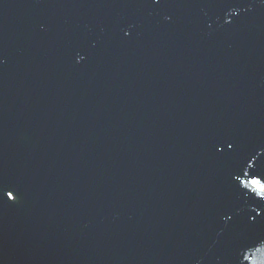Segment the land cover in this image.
Wrapping results in <instances>:
<instances>
[{"label": "water", "instance_id": "1", "mask_svg": "<svg viewBox=\"0 0 264 264\" xmlns=\"http://www.w3.org/2000/svg\"><path fill=\"white\" fill-rule=\"evenodd\" d=\"M252 179L264 0H0V264H264Z\"/></svg>", "mask_w": 264, "mask_h": 264}, {"label": "snow or ice", "instance_id": "2", "mask_svg": "<svg viewBox=\"0 0 264 264\" xmlns=\"http://www.w3.org/2000/svg\"><path fill=\"white\" fill-rule=\"evenodd\" d=\"M250 183H251V185H252V187L254 189H258L259 190L260 194H264V184L260 183V181L258 179H252L250 181ZM8 196H9V199H11L12 198V193L9 192Z\"/></svg>", "mask_w": 264, "mask_h": 264}]
</instances>
